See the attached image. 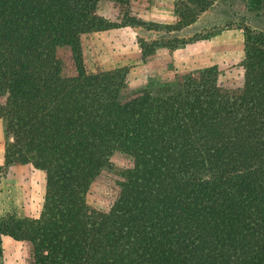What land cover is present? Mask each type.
<instances>
[{"label":"trees","instance_id":"obj_1","mask_svg":"<svg viewBox=\"0 0 264 264\" xmlns=\"http://www.w3.org/2000/svg\"><path fill=\"white\" fill-rule=\"evenodd\" d=\"M132 1L0 0L4 166L46 180L39 216L0 219V264L4 237L25 264H264V32L243 28L241 87L209 67L135 90L125 69L88 71L82 51L83 36L142 26ZM215 1L175 0L165 29Z\"/></svg>","mask_w":264,"mask_h":264},{"label":"rangeland","instance_id":"obj_2","mask_svg":"<svg viewBox=\"0 0 264 264\" xmlns=\"http://www.w3.org/2000/svg\"><path fill=\"white\" fill-rule=\"evenodd\" d=\"M175 0H133L132 15L139 27L110 28L82 37L88 71L125 69L132 89L158 86L186 70L215 67L218 84L238 88L243 84V28L264 32V11L252 10L248 0H216L190 26L167 32L175 22ZM98 14L109 21L118 17L111 4L99 6ZM151 46L152 48H149ZM153 49V50H152ZM6 144L0 122V219L8 214L37 217L46 180L31 164L4 166ZM87 202L106 210L109 202L89 192ZM3 264H25L24 247L9 237L2 240Z\"/></svg>","mask_w":264,"mask_h":264}]
</instances>
